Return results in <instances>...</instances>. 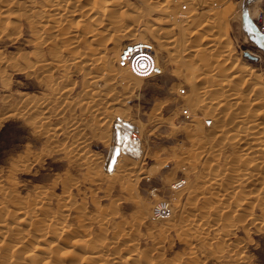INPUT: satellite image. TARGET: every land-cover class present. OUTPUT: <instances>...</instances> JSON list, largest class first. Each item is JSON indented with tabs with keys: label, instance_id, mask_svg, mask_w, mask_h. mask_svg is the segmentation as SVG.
<instances>
[{
	"label": "rangeland",
	"instance_id": "1",
	"mask_svg": "<svg viewBox=\"0 0 264 264\" xmlns=\"http://www.w3.org/2000/svg\"><path fill=\"white\" fill-rule=\"evenodd\" d=\"M17 1L19 3L18 5H13L10 7V16L6 17V16H3L2 14L0 15V32L3 30L0 33L1 34L0 35V61H1L0 62V181H1L0 182V188H1L0 193H2L1 192L2 190L4 193V196L0 195V199H1L0 200L1 202L0 203V207H1L0 217L4 215L3 212L4 213L9 212L8 208L10 209L12 208V211L16 209V207L18 206H19V209L21 210L25 208L32 209L31 206H33L34 203H36L37 200L40 199L39 197L44 196V197H47L45 200H43L45 203L44 205L51 206V207H46L48 210L53 209L54 211L55 209L54 212L60 215L64 214V212L67 213L66 214L67 216L66 215L62 216L63 219L59 218L60 220L58 222H60V224L62 223V221L66 222L67 224H70L69 227L71 229H75L76 227L77 229H80V230L88 228L87 231L89 233V237L87 236V238L94 239L93 237L95 233L96 235L97 233H101L100 227L101 228L111 227L107 231L104 228L103 229L105 230L104 233L102 235L98 234V237L101 236L99 237L101 238V240L105 238V240H103L105 242H107L109 239H115V240H109L110 242L113 241L112 243L107 242L108 243L107 250L108 251L116 250V252L115 251L114 252L118 253V255H116L115 258L113 257L114 259H119L121 255H124L125 252L128 251L127 249H129L132 246V245H129V243L133 244L134 242L135 244H133V247H131L132 251L131 252L128 251L129 254L136 257L138 254H140L137 252L142 253L143 250L147 252L150 251L149 253H147V256L150 255L148 257L144 255L145 251L142 253L143 256L147 257L145 258L147 262L146 264L148 263L183 264V261L185 260H186V263L184 262L185 264H192L193 262H195L196 264H238L237 262H239L240 264H264V208H263L264 207V195H262L263 192L258 193L260 192L263 185L260 186V184H257V181H259V178L263 179L260 181H264V176L262 177V174H264V167H263L264 162L261 161L262 158L256 159V157L242 159V157L240 156L239 148L238 147L236 148V146H232L233 143L235 144L234 137L236 138V133L237 135L243 134L244 130L242 129L247 128L248 122L244 121L242 123H237L235 126L230 127L231 129L228 127L229 131L228 129H226L227 134H225L226 137L224 136L225 139H223L224 140L223 141L221 138H218L215 136L216 131L219 130L218 128H223L224 127L223 125L225 123L220 118L215 119L216 113H214V111L215 112L217 111L215 109L216 107L215 106L211 108L205 107V106L201 107V105H199L198 107V105H195V101L197 100V98L198 99L205 98L204 100H210L212 99L211 97L217 98V99L221 98L222 97L221 94L219 95V97L217 95V92L221 93V90H218V91L212 90L211 92H208L211 94L213 92L212 94L213 96L212 95L208 96V93H201L198 91H200L199 90L200 87L203 86L202 84L208 85L210 83L212 85H215V83L217 84L219 83L218 81H222L223 78H227V77H230V80L228 78L227 79L230 82L232 81L231 84L234 83L232 86H234L235 84L239 85L236 87L237 88L239 87L242 90V92L245 93L246 96L247 94L248 96L250 94L256 95L255 93L258 94L259 90H262L264 88L263 86L264 85V44L260 42V38L262 36L264 37V35L261 36L258 34L252 22V20H254L255 13H257V10L260 8L264 0H259V2L257 0L256 1L255 0L253 1L252 0H204L205 2L204 4L206 5L203 8H208V7L211 8V10L213 11L212 13L213 15L214 14H224L227 8H230V10L231 9L234 10L236 8L242 9L243 7L242 11L244 15L242 16L241 14L238 17L234 16V18H232L226 25H224L226 27L220 24L223 29L221 28L219 24L212 25V26L210 24V25L205 26L204 30L208 29V31H205V32L207 33L211 32L212 35L213 34L216 35V33L219 35L220 34L222 35L224 33L226 34V36H228L226 37L227 40H229L230 43H232L231 45H233L231 46V48H232L233 56L236 59L235 60L232 58L234 62L237 61V58H238L239 63H241V65L243 64L245 65V63L247 64L249 63V65L252 67L250 68L252 70L255 69L254 74L256 75L259 74L258 76H256V78L258 79L256 78L252 80L249 79L248 81H246L248 78L245 75L240 74L239 76H234L235 72L232 73L231 71H228L227 69L230 66V63L229 64L227 63L226 65H219L220 67L218 68L219 70L217 74L213 75L212 77H210L209 75V78L207 77L209 74L208 73L209 71L216 69L217 67L216 60L220 57V54L224 52L223 48H225L224 45L226 44L225 41L227 40H223L221 42L222 45L217 44V46L215 47V50H213L214 52L208 51L209 49L213 47H206L208 43L206 42L207 40H203L202 35H204V33L201 35L200 33L199 34L195 33L196 29L200 27L204 22H206L207 19L198 13L201 11V8H198L194 2L192 3L193 0H180L172 5L173 8L171 9H174L175 11L178 10L177 12H181L182 14L184 13L193 14L194 13L193 18L192 17L190 18L191 21L179 20L181 19L180 17L173 19L177 22V25L180 24L179 27H177L176 23L173 20L171 21H169L170 19L167 20L168 17L166 16V14L162 15L161 12L160 13L156 12V9L154 8L153 3L145 4V2H143L144 3L143 5V3L142 2L139 3L140 1L138 0H126V1L122 0L121 2L123 5L120 8H115L114 13L111 14V16L114 15V17L115 15L120 16L121 19L124 16H121L120 14L125 15L123 13H126L125 16H127V14L129 13L135 14L134 17L133 15H130V14L129 15L130 17L132 16L133 18H137V21H139V18L141 16L140 18V20L142 19L141 21L143 22L150 21V23L153 22L152 19H156L152 17H158L160 19V23L162 24H159L161 25L160 29H158L156 32L155 30L150 31V32H146V31L142 32V34H144V36L147 37L146 38L147 40H151L154 42L156 46L155 48L158 54V58L159 60H161L160 62L164 63V64L161 63L163 64L162 66L164 68V74L159 77H154V78H139V77H135L131 75L129 72H127L126 69L121 68L122 70H120L119 67L115 64L116 55L119 50V47L128 39H124V38L121 39L117 43L118 45L116 44L115 46V48L117 49H114L113 47L115 44L112 41L108 42L111 40L110 37L108 36L110 34L103 35L100 38V42L99 40L97 41L99 42L101 46H103L104 44L107 49L110 48L111 50H113L112 52L114 53L113 54L114 59H112L113 62H111L112 63L111 66L109 65L104 66L102 64L99 65V62L98 63L96 62L97 60L93 61V63L95 62V64H93L91 67H87V66L85 67L84 65H82V63H81V66L80 64L77 66L75 63H73L74 61L71 57H76L85 52L93 54L90 48L86 49L88 47V46L86 47L87 44L83 45L82 43L78 44L77 46L71 49L72 50L71 53L75 52L74 54H71L70 52L66 53L67 54L66 57L70 55L69 57H67L69 58V60L67 58L66 60H68L69 62L72 59L71 61L72 63H68L66 60L64 61L60 60L59 58L56 60L57 57L54 54L55 50L60 49L59 51H56L59 53H65V51H67L64 48V46L66 47V45H68L66 43H68L69 38L68 37L63 38L64 31L66 30V29L64 30V28H68L66 26L70 27V25H74L73 23H75L77 17L66 19L67 21H64V19H62L63 21L62 22L60 21L62 24L56 21H55V24H53L54 21L53 20L50 21L49 23L51 24H50V27L48 26V28L53 29V27L57 26L59 28L58 29L59 32L54 33L51 30V32L46 33V32H43L41 25H37L36 20L38 19L36 18L35 20V16H34L37 13V11L35 10H38V8H40L38 7L39 5H37V3L42 1L38 4H40V6L41 7L43 6L42 8H44L45 6L44 1L46 0L44 1L43 0H30L31 3L33 2L34 4H31L29 0H17ZM125 2H130L131 5L132 3L134 5L131 7L129 6L130 3L128 5ZM251 3L252 5H250ZM254 3H255V6H254ZM149 4L153 6L152 8H154L155 10L154 9L152 10ZM125 5H127L128 7ZM147 6L149 7L147 8ZM25 7H27L28 10L30 8L32 9L28 11L27 8ZM129 7L130 9H128ZM133 7L135 9L138 7L137 11L139 12L135 11ZM247 7H248V10H246ZM257 7L258 9H256ZM41 9H39L38 11H40ZM33 11H35L34 14L31 13ZM141 11H143V13ZM22 12H26L25 14H27V16L29 17L31 16L30 18L34 19L33 23L30 21L31 19H29V17H26V15H24ZM153 12L154 13L156 12L155 14L157 16L154 15ZM140 13L142 14L139 16ZM111 16H109L110 18L108 17V19L110 20L112 18V21H114V23L116 24L118 23L122 24L121 21H124L125 19L127 20L129 19V16H127L128 18L124 17L125 19H122V20L120 19V17H115L114 19L113 16L112 17ZM163 16L166 19H163ZM195 16H199V17L196 18ZM85 17L88 18L89 16L85 15ZM206 17H210V15H207ZM5 20H8L10 23H13L14 21V25L11 24L13 25L12 27H10L11 26L10 23L9 25H6L4 23ZM109 20H107V24L105 25V28L107 27L106 30L108 32H111L110 27L111 28L112 26L115 27L116 24L114 25L111 24L110 22L112 21L109 22ZM132 20L136 21V19H132ZM132 20L129 19L128 21L130 22ZM166 21H167V24H166ZM57 23L59 25H57ZM187 23L189 24L188 26L186 25ZM61 25L64 26L63 29H60V27H62ZM162 25L164 28L162 27ZM170 25H174V26L169 27ZM116 27H118V25ZM173 27H175L176 30ZM182 27L184 28L183 30H182ZM165 28H167L168 31L165 30ZM86 29H88V26ZM113 29H116V28H112L111 30ZM209 29L211 31H209ZM11 30L13 31L11 32ZM61 30L63 31V33L61 32ZM180 30L181 32H178ZM4 33L7 34L8 36L7 35L4 36ZM54 34L55 35L60 34L59 35L60 37L58 35L57 37ZM160 34L162 36H160ZM34 35L36 36L39 35L41 37V40L46 39L48 42H51V40L54 39L55 42L53 41L52 42L53 44L51 45L53 48L54 47L55 48L53 49L52 47H50L49 44H45V43L41 44L42 41L38 42V38L35 37ZM171 36H173V38L178 37L177 38L178 42L176 41V39H174L175 41L173 43L179 44L180 39H182L181 41L183 43L181 42L179 44L180 46L179 45L177 46L175 44L176 47H174L173 44H171L172 46L168 45V47L166 48L167 51L160 50L158 48L160 46L157 44V42L160 40H164V38L165 40L169 38L171 39L172 38ZM199 37H202L201 40ZM103 38L106 39V41L105 40L102 41L101 39ZM59 40H62V41L60 42ZM63 40H66V41L63 42ZM204 41L206 42V44ZM35 42L36 43L38 42V44H36ZM55 43L58 45V47H56ZM96 43L97 42H95L94 43L95 45L94 44L93 45L97 46L98 43L97 44ZM182 44L183 46H181ZM195 46L197 48L198 47L203 48L205 46V48L201 49L202 51L196 52L195 50L192 49V47L195 48ZM187 47H190L192 51L188 50L190 48H187ZM181 48L183 49L184 52L182 51ZM50 49H53L54 51L52 50L50 52ZM34 50L35 51L37 50V52H35ZM185 51L187 54L185 53ZM245 51L249 52L250 54L252 53V55L256 56V60H252L246 57L244 55ZM51 53L53 54L52 56H51ZM194 53L196 55H194ZM31 54H34L33 56L35 57L33 58ZM202 54L204 55L203 60L205 61L204 62L203 60H201V64L203 63L202 64L203 66L200 64V59H201L200 57H203ZM176 55L178 56L176 57ZM36 56L37 57L40 56V57L37 59ZM95 56H97V54H94V56H91V57H95ZM172 57L174 58V60L171 61ZM212 57H215L216 59L213 58L214 60H212ZM41 58H44V59L47 58L46 61H50L51 63L48 66H46V69L37 67V66H41L40 64H42V62L44 63V60ZM240 58L242 60H240ZM40 59L41 61L39 62L41 63H38V60ZM52 59H55V61L57 62L61 61L63 62V64L60 65L61 64L60 62L58 63L59 65L58 64L56 65V62ZM175 59L176 60L178 59V60L175 61ZM36 60L37 62H35V64L32 63ZM222 61H223V58L219 61V63H221ZM27 62L32 63L33 66L29 63L27 64ZM70 64L72 65L70 66ZM204 65H206V67L208 68L204 67ZM57 66L59 68H57ZM50 67L52 69H50ZM199 67H201L202 69L200 68L201 71L198 72V70L196 69H198ZM43 68H45V66ZM65 68H68L67 71L64 70ZM88 68L92 69L93 72L89 70ZM203 68H204V71L207 72L208 74L203 75L205 74V72L203 73ZM85 69L88 72L91 71L90 73H95L94 75L96 76L99 74L98 76H101V80L96 81L92 84H89V83L86 84L85 82H89V81H87L86 78H84L88 74ZM96 69L97 71L95 72ZM68 70L70 71L72 70V71L68 72ZM119 70L122 72H120ZM225 70H227L228 72H226ZM83 71H86L85 72L86 74ZM106 71H109L110 73ZM187 72L190 74L194 73L193 77L197 78L196 81L193 79L194 80L193 85H195L193 87H191V83L188 80L189 78L187 77L188 79H186ZM83 74L85 76H83ZM205 76L207 77V79ZM231 76L233 80L231 79ZM106 78L108 80L107 82L105 81ZM227 79H224V80H227ZM46 81L50 83L48 84ZM249 81L251 83H248ZM255 83L256 85H258V87L262 86L261 89L256 87ZM53 84H54V87L52 86ZM86 85L87 87H85ZM242 86L244 87L242 88ZM66 87L68 91L64 90L66 89ZM181 87L185 88V94L179 93L178 89ZM250 87H252V89ZM253 87L256 89V91ZM69 88L71 89L69 90ZM93 88L94 90L92 91ZM191 88H193V90ZM96 89L99 92L104 91L102 93L104 95H101L100 93L98 94L97 92L95 93L94 91H96ZM48 91H51V92H48ZM112 92L116 93V94L114 93L116 97L114 94H112ZM110 93H111V97L114 95L113 97L115 98H111ZM200 93L202 94V96ZM261 93L262 92L260 91V94ZM91 94L95 95L94 98ZM96 94L99 96H97ZM86 96L88 100L91 99L93 100V102H91V100L88 101L87 98H85L86 99L85 100L84 97ZM207 96L209 97V99L207 98ZM97 97H100V98H97ZM108 98H109V101L107 102ZM117 98L119 101H114V99L117 100ZM94 99L96 100L100 99V101L98 100L97 103L102 102L101 103L102 105L100 103H99L100 105L97 104L96 100ZM32 100L34 102H30ZM111 100L116 103L113 104ZM43 101L45 102V104L43 103ZM85 101L90 102V103L87 102L88 106L84 105L86 104ZM103 102H105L107 105H104L105 103ZM109 102H111L112 104ZM108 103L111 105H109ZM258 104L259 105L264 104V100L263 101L261 100V102ZM92 106H95L94 107L95 110H98V108H101L102 110L99 109L96 113V111L94 110ZM245 106L247 107V105ZM45 108L46 109L49 108V109L46 110ZM184 108L188 109V112L190 113V117L186 118L183 115L182 110ZM33 109L36 111L34 112ZM39 109H42V110H39ZM212 109L214 111H211ZM224 109L230 110V108H225V107ZM89 110H91V112ZM37 113H41V116L40 114L37 115ZM201 113H203L204 116H202ZM35 116H39V117L36 118ZM211 116L214 122L212 124L213 126L204 127L205 125L203 123V119L205 117L211 118ZM70 118H73V119L75 118L74 122H73V119L71 121ZM104 119H106L107 122L101 124ZM263 119H264V116L260 118V120L264 121ZM34 121H37V122L34 123ZM66 121H69L71 123L66 122ZM84 121H86L88 125ZM168 121L178 124V127L180 126L179 130L175 126H174L175 129L174 127H172L171 129L169 125L170 123ZM41 122L43 124H40ZM95 123H100V125L95 126L96 125ZM35 124L38 125V127L35 126ZM49 125L51 126L52 129L50 128ZM76 125L79 128H77ZM96 127L98 128L100 127V128L98 129ZM232 128H236V129H232ZM199 129L201 132L198 133ZM131 131H135L137 133L136 139H132L130 135ZM232 132L234 133L236 132V133L233 134ZM200 133L201 134L203 133V134L201 135ZM231 133H232V136L234 135L233 138L231 136ZM101 134L102 135L104 134L105 136L104 135L102 136ZM99 135H101L102 137L101 136L99 137ZM230 136H231V139H230ZM103 137L105 138V140L103 139ZM106 139L109 144L107 143ZM228 139L231 140L232 142H229ZM61 140H63V142ZM78 140L80 141V143H77ZM102 140H104L105 142ZM121 140L122 142H126V143L128 142L135 146V147L133 146L135 150L131 151V154L133 156L132 159H130L131 156L129 157V155L125 153L126 150L123 151V148L120 147ZM58 142H60L61 144ZM74 142L75 144H77V146L74 144ZM214 145L221 146V148L214 147ZM74 146L76 147L74 148ZM79 146L82 150H79L80 149ZM216 148L219 150H217ZM76 151L77 153L78 151H80L78 153L79 155L77 153L75 155L74 152ZM134 151L135 152L137 151L136 154L134 153L136 155L135 158L133 155ZM127 153H130V152L127 151ZM71 157H73L74 160L71 161L72 159ZM234 157L236 158L235 160H234ZM24 158H27V159H24ZM128 159H130L129 160L130 162L128 161ZM243 162L245 163L244 165H243ZM150 167L151 169H149ZM237 167H239V169ZM234 168L236 169L234 170ZM249 170L250 171L252 170V172L250 173L254 174V176L249 180L251 181L249 182L251 185L243 181L245 184L243 183L237 186L234 190L232 186V181L235 180L237 177H233V176H236L237 172L239 171L243 172V171H249ZM184 172L186 173L183 174ZM255 173H257V175ZM257 176L258 177L261 176V177L258 178ZM211 177L219 178L218 181H221V183L223 184L221 186L216 187L217 189L213 188V190L210 189V191H208L207 189L209 188L205 189V185L203 184H204V181H208ZM227 178H230V179L227 180ZM8 179H11L12 181ZM62 179H65V180H62ZM172 179L173 181H171ZM224 179L227 181H230L231 184L227 185L226 183L227 181H224ZM8 181H10L11 183L10 182L8 183ZM63 181H66L65 185L67 187L64 184H62L64 183ZM3 182H5L6 184ZM181 182L184 183L185 185L184 184L182 185ZM224 182L226 183L228 187H226ZM253 183H255V185ZM201 184L203 185L202 186L203 188L201 187ZM61 185H64V186H61ZM248 185L251 187H249ZM252 186H253V189H252ZM254 186L255 188L257 187V190L254 189ZM3 187L5 188L3 189ZM51 187H52V191L50 190ZM171 187H173V190ZM36 188H38L39 190L41 189L42 191L36 190ZM181 188L183 189L180 191L179 189ZM228 188L230 190H228ZM66 189H67L66 192L63 191ZM222 189L224 190V192L222 191ZM226 189L228 191L233 190L235 192L234 195H233V192H228ZM246 189H249V190L247 191ZM174 190H177V192ZM241 190H242V193L246 195V197L243 194H241ZM48 191H51V193L53 192L55 193L48 196V193L47 195L45 193ZM207 191H208V194H207ZM8 192L11 193V196ZM188 192L190 195H188ZM215 192H218V193H215ZM7 193L9 194V198L7 197L8 195ZM12 193H13L14 199H12ZM213 193H215V195L212 196ZM222 193L224 194L222 195ZM228 193L230 194L232 193L231 194L232 197L230 194H229L230 196L229 197ZM238 195L239 197L242 196L241 199L238 197ZM173 196H175L176 198ZM203 196L206 199H204ZM16 197H18L19 199H17ZM21 197L23 199L26 197V199L22 202L21 200L23 199L20 200ZM214 197H216L219 200H217ZM234 197L238 198L236 199L238 201L234 200L235 199ZM259 197H262V198H259ZM31 198L32 200L35 199L34 202L32 201L33 205H30ZM229 198L233 200H230ZM15 199L18 202H16ZM138 199L145 201L146 203V207L142 211V216L146 215L144 216L145 218L140 216V219H138L139 218L137 215V213H139V210L137 208V205H138L137 201H139ZM175 199H177L176 201L177 203L173 202L175 201ZM161 200L165 202L168 201L173 207L172 209L173 212L171 213L170 216L164 219L162 218V219L152 220V218L149 215L150 209L152 205L155 204L156 201L160 202ZM225 200L226 201L230 200V201L225 202ZM60 201L61 202L65 201L66 203L65 202L63 203L67 204L71 209L67 208L68 206L65 208L61 207ZM3 202L6 205H4ZM12 202L16 204V206ZM178 202L181 204H179ZM238 202H240L239 204L241 207H237L239 206ZM252 202L254 203L253 207H252L253 205ZM19 203H22V204H19ZM24 203H26V205L29 204L30 207L23 205ZM74 203L76 204L74 205L76 206L75 210L73 206ZM192 203H194V208L192 207L193 206ZM226 204H228L227 205L228 209L227 207H225ZM221 205L222 206L224 205L223 207L226 208L227 210L226 209L224 210V208L221 207ZM5 206H8L7 209H5ZM187 206L190 207V209ZM200 206L203 208L202 210L200 209L201 208ZM215 207L217 210L219 209L220 211L219 212L216 211ZM236 207L237 209H235ZM195 208L196 210L199 208L200 212L202 213L205 212L211 216L202 217L199 214H195L196 210H192ZM241 208H243L244 211ZM1 210H3V212H1ZM16 210H18V208ZM56 210H58V212H56ZM77 210L80 212H78ZM250 210H251V213H250ZM58 214L57 216L59 217ZM32 215H31L32 217L34 216L38 217V215H40V210L36 208L33 209ZM74 215L75 216L78 215V216L75 217ZM96 215H99L98 218L96 217ZM231 215L233 216V219H231L230 217ZM15 217L16 216H6V221H8L9 224L15 225L14 230L11 231L12 233L14 231H20L23 228H27L26 222L16 223ZM84 217H87V218H84ZM93 217L95 218L96 221L92 219ZM99 217H101V219ZM207 217L208 218L213 217V219L212 218L208 219ZM228 217L232 221H230ZM248 217H250L249 218L250 220L248 219ZM186 218H188L187 221H186ZM91 219H92V222H91ZM166 219L169 220L170 222L167 221ZM204 219L208 222V225L205 224L204 227H202V230H201L202 232H199L200 235L197 234L198 232L195 234L192 233L191 235L190 234L187 235L186 232H181V231H184L181 229L182 228L184 229L183 225L185 223H188V225H194V222L196 223L198 221H203ZM100 220L101 221L103 220L102 222H104V224ZM136 220L140 222H136ZM177 220H180V221H177ZM97 221H99L98 223L100 224H98ZM173 221L176 222L175 226L173 227L169 226L168 225L169 223L170 224L172 223L171 225H174ZM35 222L37 223V221ZM111 222H113L112 223L113 226L114 225L116 226V223H118L119 226H116L114 228L113 226H111L112 225ZM259 222H261V224ZM132 223H135V224H132ZM177 223H179V225H182V226L177 225ZM85 224L88 227L85 226ZM132 226H134V228L137 230L136 233L134 231V228H132ZM167 226L170 228H168ZM222 227L224 228L226 227L227 229H224ZM218 228H221V229H218ZM230 228H231V232L228 230ZM2 230L3 228L0 227V239H2L1 236L3 235ZM126 232H128V234ZM221 232L223 234H221ZM225 232L226 234H224ZM182 233H185L186 235L184 234L183 236ZM115 234H117V236ZM104 235L110 238H107V237L102 238ZM215 235L217 236L215 237ZM69 236H70L69 233L66 234L67 239L69 238ZM111 236H113L114 238ZM187 236H189L190 238ZM191 236L193 239L191 238ZM194 236H196V239H194L195 238ZM220 236L222 237V239H220ZM225 236L226 237L228 236L227 240ZM131 238L133 239V241ZM203 243L206 245H204ZM207 243H209L210 246H208L209 244ZM216 246H219V247H216ZM222 246L224 247V249L220 248ZM25 248H28V246H26ZM215 249H217L221 255ZM135 250L137 251L135 252ZM77 251L80 253L79 250ZM212 251L213 252L216 251L215 252L216 254L211 253ZM134 252L137 255L133 254ZM34 253L37 258L36 259L37 264H39L40 259L46 255V252H41V251H35ZM210 255L214 257H210ZM106 257H107V262L105 264H132V262H128V263L122 262L121 263V261L119 260H115L112 262L111 259H108L109 258L108 256ZM176 257H178V259H176ZM150 258L152 261L150 260ZM173 258H175L177 261L176 260L174 262L171 261L173 260ZM102 259H103V256H102ZM180 259L182 261H180ZM238 259L241 261H239ZM244 259L245 261H243ZM1 260L2 259L0 257V264H1ZM71 260L72 258L65 257L62 260V262L63 264H71ZM28 261H29L28 257L16 255L9 262V264H27ZM234 261H237V262L235 263ZM96 262L97 260H94L93 262L88 263V264H96Z\"/></svg>",
	"mask_w": 264,
	"mask_h": 264
},
{
	"label": "bare ground",
	"instance_id": "2",
	"mask_svg": "<svg viewBox=\"0 0 264 264\" xmlns=\"http://www.w3.org/2000/svg\"><path fill=\"white\" fill-rule=\"evenodd\" d=\"M44 1V0H43ZM122 0H46V1H44L45 2V6H44V8H42L41 6H40V4H38V3H40V2H42V1H40V2H38L37 3V5H39L38 7H40V8H38V10L39 9H41L40 11H38V10H35V11H37V13L34 15L35 16V20H36V18L38 19V20H36L37 22V25H41V28H42V30H43V32H51V30L55 33V32H59V28L56 26V27H53V29L52 28H48V26L50 27V24L51 23H49L50 21H54V23L53 24H55V21L56 22H62L63 20L62 19H64V21H67L66 19H70V18H72V17H77L76 18V21H75V23H73L74 25H70V27L69 26H66V27H68V28H64V30L66 31H64V36H63V34H62V36H63V38L64 37H68L69 39H68V43H66V44H68V45H66V47L64 46V48L67 50V51H65V53H59V52H56V51H59L58 49L57 50H55V55H56V60L59 58L60 60H66V58L67 57H69V56H67L66 57V53L68 52H70L71 53V49L73 48V47H75V46H77L78 44H80V43H82L83 45L85 44H87L86 45V49H88V48H90L91 49V52L93 53V54H90V53H83V54H80V55H78V56H76V57H71L72 59H73V63H75L77 66L80 64V66H81V63H82V65H84L85 67L87 66V67H91L93 64H95V62L93 63V61H96L97 63L99 62V65H104V66H106V65H109V66H111L112 65V63L111 62H113L112 61V59H114V53L112 52L113 50H111L110 48L109 49H107L106 47H105V45L103 44V46H101L100 44H99V42H100V38L103 36V35H108V34H110V35H108L109 37H110V41H108V42H113L115 45H114V49H117V48H115V46H116V44L121 40V39H128V40H146V36H144V34H142V32H144V31H146V32H150V31H154L155 30V32L158 30V29H160V26L161 25H159V24H162V23H160V19L158 18V17H152V18H156V19H152V21L153 22H151L150 23V21L148 22L147 20V22H143V21H141L140 20V18H141V14L143 13V11H141L142 13H140L139 14V16H140V18H139V21H137V18H133L134 16H135V14H130V15H133V17L131 16L130 17V15L129 14H127V16H129V19L130 20H132V19H136V21H128L127 19H125L124 17H126V18H128L127 16H125L126 15V13H123V14H125V15H122V14H120L121 16H124V17H122V19H125V20H127V21H121L122 22V24H116V23H114V21H112V18L109 20L108 19V17L109 16H111V14H113L114 13V9L115 8H120L123 4H122V2H121ZM124 1H126V0H124ZM138 1H140L139 3H143V2H145V4H148V3H153V6H154V8L156 9V12H161L162 13V15L164 14H166V16L168 17V19L167 20H169V21H171V20H173V19H176L177 17H180L181 19H179V20H184V21H191L190 20V18L192 17L193 18V14L192 13H184V14H182L181 12H177V11H175L174 9H171V8H173V4L174 3H176V2H178V1H180V0H138ZM146 1H147V3H146ZM253 1V0H252ZM256 1V0H255ZM254 1V2H255ZM258 2H259V0H257ZM29 2L31 3V1L29 0ZM136 2V1H135ZM195 3L196 5H197V7L198 8H201V11L200 12H198V10H197V12L199 13V14H201V16H203L204 18H206L207 20H206V22H204L203 23V21H202V25L200 26V27H198L197 29H196V31H195V33H200V35L201 34H203L204 33V35H202V37H203V40H207L206 42L208 43V45L206 46V47H213V48H211V49H209L208 51H213V50H215V47L217 46V44L219 45H222L221 44V42L223 41V40H227V38L226 37H228V36H226V34H217L216 33V35L215 34H211V32L210 33H207V32H205V31H208V29L207 30H204V27L205 26H207V25H210L211 24V26L212 25H216V24H222V26H224V25H226L232 18H234V16H240L241 14H242V16L244 15V13H243V11H242V9H243V7H242V9L241 8H236V9H234V10H230V8H227L226 9V11L224 12V14H212L213 13V11L211 10V8H203L206 4H204L205 2H204V0H193L192 1V3ZM125 3H127L128 5H129V3L130 2H125ZM244 3V2H243ZM256 3V2H255ZM255 3H254V6H255ZM19 3H18V1L17 0H0V15L2 14L3 16H10V7L11 6H13V5H18ZM26 4V3H25ZM27 4H29V3H27ZM31 4H34L33 2L31 3ZM41 4H43V3H41ZM134 4L132 3V5H131V3H130V5L129 6H133ZM143 5H144V3H143ZM150 5V4H149ZM250 5H252V3L250 4ZM24 6V5H23ZM125 6H127V5H125ZM153 6H151L150 5V7H151V9L153 10L154 8H152ZM128 7V6H127ZM149 6H147V8H148ZM248 7H249V5H248ZM248 7L246 8V10H248ZM261 7V6H260ZM25 8H27V7H25ZM123 8V7H122ZM121 8V9H122ZM126 8V7H125ZM124 8V9H125ZM138 8V7H137ZM135 9L134 7H133V9L135 10V11H137L138 9ZM196 8V7H195ZM253 8V7H252ZM24 9V8H23ZM30 9H32V8H30ZM29 9V10H30ZM37 9V8H36ZM127 9V8H126ZM128 9H130V7L128 8ZM142 9V8H141ZM141 9H139V10H141ZM154 9V10H155ZM225 9V8H224ZM254 9V8H253ZM256 9H258V7L256 8ZM27 10H28V8H27ZM28 10V11H29ZM117 10V9H116ZM144 10V9H143ZM25 11V10H24ZM35 11H33V12H31V13H33L34 14V12ZM111 11H113V12H111ZM146 11H147V9H146ZM193 11V10H192ZM196 11V10H195ZM258 11V10H257ZM109 12H110V14H109ZM137 12H139V11H137ZM155 12V13H156ZM189 12V11H188ZM194 12V11H193ZM250 12V11H249ZM249 12H248V14H249ZM19 13H21V12H19ZM24 15H26V17H29V16H27V14H25L26 12H22ZM108 13V14H107ZM116 13V12H115ZM154 13V12H153ZM154 13V15H156ZM247 13V12H246ZM255 13V12H254ZM22 14V15H23ZM119 14H117V15H119ZM195 14H197V13H195ZM247 14V15H248ZM256 14V13H255ZM28 15H29V13H28ZM85 15H87V16H89L88 18L87 17H85ZM109 15V16H108ZM137 15H138V13H137ZM137 15H136V17H137ZM170 17H169V16ZM207 15H210V17H206ZM113 16V18L115 19V17H120V16H116L115 15V17H114V15H112ZM111 16V17H112ZM149 16V15H148ZM157 16V15H156ZM159 16V15H158ZM252 16V15H251ZM250 16V17H251ZM31 17V16H30ZM29 17V19H31L30 21L33 23V21H34V19H32V18H30ZM196 18L197 17H199V16H195ZM249 17V16H248ZM110 18V17H109ZM150 18V17H149ZM117 19V18H116ZM120 19H121V17H120ZM121 19V20H122ZM144 19V18H143ZM163 19H166L164 16H163ZM195 19V18H194ZM193 19V20H194ZM200 19V18H199ZM107 20H109V22L110 21H112V22H110L111 24H116V26L118 25V27H114V26H112V28H116V29H113V30H111L112 28L110 27V31L111 32H108L107 30H106V28H105V25L107 24ZM145 20V19H144ZM245 20V19H244ZM163 21H165V20H163ZM168 21V22H169ZM175 23H176V25H177V22L175 21V20H173ZM246 21V20H245ZM29 22V21H28ZM60 22V24H62ZM115 22H116V20H115ZM117 22H118V20H117ZM174 22H172V23H174ZM4 23L6 24V25H9V21L8 20H5L4 21ZM3 23V24H4ZM171 23V24H172ZM185 23V22H184ZM11 24H13L14 25V21H13V23H10V25ZM166 24H167V21H166ZM170 24V23H169ZM13 25H11L10 27H12ZM57 25H59L58 23H57ZM175 25V26H176ZM187 26L189 25L188 23L186 24ZM191 25V24H190ZM199 25V24H198ZM2 26V25H1ZM62 26V25H61ZM87 26H88V29H86L87 28ZM109 26H111V25H109ZM171 26H174V25H170L169 27H171ZM180 26V24L179 25H177V27H179ZM187 26H185V27H187ZM221 26V25H220ZM222 26H221V28H222ZM63 27L64 26H62V27H60V29H63ZM162 27H163V25H162ZM168 27V28H169ZM184 27V26H183ZM182 27V30L184 29ZM224 27H226V26H224ZM109 28V27H108ZM164 28V27H163ZM174 29H175V27H173ZM181 28V27H180ZM2 29V28H1ZM3 29H4V27H3ZM8 29V28H7ZM13 29H15V28H13ZM68 29V30H67ZM174 29H173V31H174ZM223 29V28H222ZM227 29V28H226ZM231 29V28H230ZM165 30H167L168 31V29L167 28H165ZM171 30V29H170ZM169 30V31H170ZM176 30V29H175ZM178 30V29H177ZM3 31V30H2ZM1 31V32H2ZM7 31V30H6ZM13 30H11V32H12ZM163 31V30H162ZM209 31H211L210 29H209ZM0 32V33H1ZM10 32V33H11ZM61 32L63 33V31L61 30ZM61 32H60V34H61ZM178 32H181V30L180 31H178ZM6 33V32H5ZM4 33V36L5 35H7V34H5ZM3 34V33H2ZM59 34V35H60ZM66 34V35H65ZM171 34V33H170ZM173 34V33H172ZM179 34H181V33H179ZM178 34V35H179ZM197 34V35H198ZM1 35V34H0ZM16 35V34H15ZM18 35V34H17ZM53 35V34H52ZM51 35V36H52ZM55 35V34H54ZM58 35V34H57ZM57 35H55V36H57ZM58 35V36H59ZM164 35V34H163ZM166 35H168V34H166ZM177 35V36H178ZM259 35H261V34H259ZM8 36V35H7ZM35 37H37L38 38V42H41L42 41V43L41 44H49L50 45V47H52V45L51 44H53L52 42L54 41V39L53 38H51V39H53V40H51V42H48L46 39H44V40H41V37L39 36V35H34ZM57 36V37H58ZM160 36H162L161 34H160ZM188 36V35H187ZM262 36V35H261ZM10 37V36H9ZM8 37V38H9ZM34 37V38H35ZM60 37V36H59ZM105 37V36H104ZM152 37V36H151ZM170 37V36H169ZM172 38H173V36H171ZM202 37H199L200 38V40H201V38ZM263 37V36H262ZM15 38V37H14ZM49 38V37H48ZM55 38V37H54ZM153 38V37H152ZM167 39V40H165V38H164V40H160V41H158L157 42V44L160 46V47H158L160 50H166V48L168 47V45H171V44H173L174 45V47H176L175 46V44L178 46L182 41V39H180L179 40V44H177V43H173L175 40L174 39H176V41H177V38L178 37H174L173 39ZM187 38V37H186ZM226 38V39H225ZM50 39V38H49ZM48 39V40H49ZM57 39V38H56ZM60 39V38H59ZM108 39V38H107ZM229 39V38H228ZM246 39V38H245ZM244 39V40H245ZM32 40V39H31ZM31 40H29V41H31ZM37 40V39H36ZM97 40H99V42L97 41ZM102 41H106V39H101ZM185 40V39H184ZM187 40V39H186ZM192 40V39H191ZM190 40V41H191ZM34 41V40H33ZM60 42L62 41V40H59ZM66 40H63V42H65ZM188 41V40H187ZM38 42L36 43V44H38ZM55 42V41H54ZM95 42H97L98 43V45L97 46H94L95 44ZM178 42V41H177ZM205 42V41H204ZM206 42H205V44H206ZM226 42V44L224 45V47L225 48H223L224 50V52L222 53V54H220V57L216 60V69H214V70H212V71H209V70H211L212 69V67H211V69H209L208 71V73L207 72H205L204 71V68H203V73L205 72V74H203V75H206V74H208V78H209V75H210V77H212L213 75H216L217 74V72H218V68L220 67L219 65H226L227 63L229 64L230 63V66L228 67V71H231L232 73L233 72H235L234 73V76H239L240 74L242 75H245L248 79L246 80V81H248L249 79H255L256 78V76H258V75H256V74H254L255 73V69L254 70H252L251 68V66L249 65V63L247 64V63H245V65L243 64V65H241V63H239V60H238V58H237V61H235L234 62V60L233 59H235L234 58V56H233V53H232V48H231V46H233V45H231L232 43H230V41L229 40H227V41H225ZM58 43V42H57ZM96 43V44H97ZM101 43H103V42H101ZM112 43V44H113ZM183 43V42H182ZM56 44V43H55ZM54 44V45H55ZM94 44V45H93ZM109 44V43H108ZM111 44V43H110ZM63 45H65V44H63ZM118 45V44H117ZM45 46V45H44ZM172 46V45H171ZM180 46V45H179ZM181 46H183V44L181 45ZM184 46H185V44H184ZM56 47H58V45L56 44ZM156 47V46H155ZM53 48V47H52ZM55 48V47H54ZM53 48V49H54ZM157 48V49H158ZM187 48H190V47H187ZM203 48H205V46L203 47ZM202 47H196L195 46V48H193L192 47V49L193 50H195L196 52H199V51H202L201 49H203ZM53 49H50V52L53 50ZM178 49H180V48H178ZM182 49V48H181ZM185 49V48H184ZM208 49V48H207ZM186 50V49H185ZM188 50H190V51H192L191 50V48L190 49H188ZM234 50V49H233ZM35 51V50H34ZM34 51H33V53H34ZM54 51V50H53ZM167 51V50H166ZM182 51H183V49H182ZM35 52H37V50L35 51ZM42 52V51H41ZM184 52V51H183ZM214 52V51H213ZM57 53H58V55H57ZM75 53V52H74ZM74 53H71V54H74ZM168 53V52H167ZM175 53V52H174ZM185 53H186V51H185ZM193 53V52H192ZM209 53V52H208ZM35 54H37V53H35ZM94 54H97V56H95V57H91V56H94ZM180 54V53H179ZM187 54V53H186ZM200 54H201V52H200ZM252 54V53H251ZM32 56L34 55V54H31ZM38 55H39V53H38ZM53 54L51 53V56H52ZM194 55H196L195 53H194ZM199 55V54H198ZM197 55V56H198ZM203 55V54H202ZM50 56V57H51ZM75 56V55H74ZM178 55H176V57H177ZM182 56V55H181ZM208 56H210V55H208ZM35 56H33V58H34ZM37 57V56H36ZM40 57V56H39ZM39 57H37V59L39 58ZM180 57V56H179ZM178 57V58H179ZM236 57V56H235ZM239 57V56H238ZM49 58V57H48ZM52 58V57H51ZM70 58V59H71ZM182 58V57H181ZM201 59H200V64H201V60H203L204 59V55H203V57H200ZM216 59L215 57H212V60H214V59ZM223 58V61L221 62V63H219V61L221 60ZM233 58V59H232ZM36 59V58H35ZM41 59H43L44 60V63L42 62V64H40L41 66H37V67H40V68H42V69H46V66H48L49 64H51L50 63V61H46V59H44V58H41ZM41 59L40 60H38V63H41V62H39V61H41ZM68 60H69V58H67ZM72 59H71V61H72ZM169 59H171V58H169ZM168 59V60H169ZM183 59H185V58H183ZM189 59H191V58H189ZM188 59V60H189ZM206 59V58H205ZM50 60V59H49ZM52 60H54L55 61V59H52ZM51 60V61H52ZM68 60H66L67 62H68ZM172 60H174V58L172 57V59H171V61ZM178 60V59H177ZM176 59H175V61H177ZM210 60V59H209ZM232 60V61H231ZM236 60V59H235ZM240 60H242L241 58H240ZM59 61V60H58ZM71 61H69L68 63H72ZM161 61V60H160ZM204 61V60H203ZM1 62V61H0ZM35 62H37V60L36 61H34V62H32V63H34L35 64ZM56 62V65L58 64V63H60L61 61H59V62H57V61H55ZM174 62V61H173ZM179 62V61H178ZM199 62V61H198ZM205 62V61H204ZM241 62V61H240ZM31 64L32 65V63H30V62H27V64ZM38 63H37V65H38ZM161 63H163V62H161ZM177 63V62H176ZM180 63V62H179ZM178 63V64H179ZM53 64V63H52ZM63 64V62H61V64L60 65H62ZM74 64V65H75ZM164 64V63H163ZM162 64V65H163ZM203 64V63H202ZM201 64V65H202ZM59 65V64H58ZM72 64H70V66H71ZM97 65V64H96ZM30 66V65H29ZM28 66V67H29ZM33 66V65H32ZM31 66V67H32ZM45 66V68H43ZM52 66V65H51ZM67 66H68V64H67ZM67 66H65V67H67ZM84 66H82V67H84ZM203 66V65H202ZM53 67V66H52ZM204 67H206V65H204ZM215 67V66H214ZM251 67V68H250ZM57 68H59L58 66H57ZM76 68V67H75ZM74 68V69H75ZM78 68V67H77ZM99 68H101V67H99ZM107 68V67H106ZM110 68V67H109ZM108 68V69H109ZM201 67H199L198 69H196V70H198V72L199 71H201V69H200ZM206 68H208V67H206ZM254 68V67H253ZM4 69V68H3ZM31 69H33V68H31ZM47 69H48V67H47ZM50 69H52L51 67H50ZM67 69L68 68H65L64 70L65 71H67ZM87 69V68H86ZM85 69V70H86ZM89 69V68H88ZM119 69L120 70H122L120 67H119ZM41 70V69H40ZM89 70H91L92 71V69H89ZM119 70V71H120ZM206 70V69H205ZM227 70H225L226 72H228ZM3 71V70H2ZM48 71V70H47ZM53 71V70H52ZM72 71V70H71ZM70 70H68V72H71ZM87 71V70H86ZM86 71H83L84 73L86 72ZM90 71V72H91ZM97 71V69L95 70V72ZM90 72H88L87 71V75H86V77H84V78H86V80L87 81H89V82H85L86 84L87 83H89V84H92V83H94V82H96V81H99V80H101V76H96V75H94L95 73H90ZM93 72V71H92ZM106 72H108V73H110L109 71H106ZM120 72H122V71H120ZM128 72V71H127ZM174 72H176V71H174ZM45 73V72H44ZM100 73V72H99ZM116 73V72H115ZM178 73V72H177ZM231 73V74H232ZM86 74V73H85ZM176 74V73H175ZM174 74V75H175ZM192 74V73H191ZM190 73H188L187 72V75H186V79H188L189 81H190V83H191V87H193V86H195V85H193L194 84V80L196 81V79L197 78H194L193 77V74L191 75ZM201 74V75H202ZM101 75V74H100ZM104 75V74H103ZM102 75V76H103ZM191 75V76H190ZM233 75V74H232ZM44 76V75H43ZM64 76V75H63ZM70 76V75H69ZM83 76H85L84 74H83ZM185 77V76H184ZM188 77V78H187ZM195 77H196V75H195ZM206 77V76H205ZM207 77H206V79H207ZM245 77V78H246ZM46 78V77H45ZM201 78H203V77H201ZM229 80H230V77H227ZM227 78H223V80L222 81H218L219 83H215V85H212V84H208V85H204V84H202L203 86H201L200 87V91H198V92H201V93H208V92H211L212 90H214V91H218V90H221V93H218L217 92V95H218V97H219V95L221 94V98H213V97H211L212 99H210V100H204V99H198L197 98V100L195 101V105H198V107H199V105H201V107L202 106H205V107H213V106H215L216 108V112L212 109L211 111H214V113H216V115H215V119H217V118H220L222 121H224L225 123H224V127L223 128H218L219 130L218 131H216V134H215V136L216 137H218V138H221L222 140L223 139H225V134H227V131H226V129H228V131H229V128L230 127H233V126H235L237 123H242V122H244V121H247L248 123V126L247 125H245V126H247V128L246 129H242V130H244V133L243 134H239V135H237V133H236V138L234 137V142H235V144L233 145L232 143H230V144H232V146H236V148L238 147L239 148V150H240V156L242 157V159L243 158H251V157H256V159L257 158H262V162H264V121H262V120H260V118L262 117V116H264V104H258V103H260L261 102V100L263 101L264 100V88L262 89V90H259V93L257 94V93H255L256 95H253V94H250L249 96H248V94H247V96L245 95V93H243L242 92V90L238 87H236V86H239V85H237V84H235L234 86H232L233 84H231V82L227 79ZM235 78V77H234ZM244 78V79H245ZM70 79V78H69ZM194 79V80H193ZM224 79H227V80H224ZM231 79H232V76H231ZM237 79V78H236ZM256 79H258V78H256ZM64 80V79H63ZM110 80V79H109ZM221 80V79H220ZM233 80V79H232ZM49 81V80H48ZM103 81V80H102ZM106 82L108 81L107 80V78H106V80H105ZM104 81V82H105ZM245 81V80H244ZM47 82V81H46ZM45 82V83H46ZM112 82V81H111ZM255 82V81H254ZM48 83V82H47ZM50 83V82H49ZM48 83V84H49ZM53 83V82H52ZM51 83V84H52ZM208 83V82H207ZM236 83V82H235ZM248 83H251L250 81L248 82ZM47 84V85H48ZM51 84H50V86H51ZM88 84V85H89ZM206 84V83H205ZM253 84V83H252ZM95 85V84H94ZM255 85H256V83H255ZM254 85V86H255ZM260 85V84H259ZM5 86V85H4ZM49 86V85H48ZM53 87H54V84L52 85ZM253 86V85H252ZM264 86V85H263ZM70 87V86H69ZM85 87H87V85L85 86ZM90 87V86H89ZM94 87H96V86H94ZM244 86H242V88H243ZM256 87H258V85H256ZM262 87V86H261ZM261 87H258V88H260L261 89ZM4 88V87H3ZM50 88H52V87H50ZM59 88V87H58ZM61 88V87H60ZM251 89H252V87H250ZM254 88V87H253ZM257 88V89H258ZM54 89V88H53ZM71 88H69V90H70ZM86 89V88H85ZM88 89H90V88H88ZM192 90H193V88H191ZM255 89V88H254ZM253 89V90H254ZM56 90V89H55ZM54 90V91H55ZM64 90H66V91H68L67 90V87H66V89H64ZM94 90V88L92 89V91ZM249 90V89H248ZM65 91V92H66ZM86 91V90H85ZM91 91V90H90ZM243 91H245V90H243ZM250 91V90H249ZM255 91H256V89H255ZM258 91V90H257ZM260 91L262 92L261 94H260ZM48 92H51V91H48ZM95 93L97 92L98 94L100 93L101 95H104V94H102L103 92H99V91H97V89H96V91H94ZM115 93V92H114ZM113 92H112V94H114ZM200 93V94H201ZM247 93V92H246ZM251 93H252V91H251ZM66 94V93H65ZM88 94V93H87ZM90 94V93H89ZM116 94V93H115ZM114 94V95H115ZM212 94H213V92H212ZM211 93H208V96L209 95H212ZM215 94V93H214ZM92 95V94H91ZM97 95V94H96ZM105 95H106V93H105ZM113 95V96H114ZM188 95H190V94H188ZM7 96V95H6ZM25 96V95H24ZM93 96V98H94V96L95 95H92ZM91 96V97H92ZM97 96H99V95H97ZM108 96V95H107ZM106 96V97H107ZM111 97V93H110V97L111 98H115L116 97V95H115V97ZM201 96H202V94H201ZM204 96H206V95H204ZM207 96V98L209 99V97ZM213 96V95H212ZM89 97H90V95H89ZM103 97V96H102ZM187 97V96H186ZM186 97H185V99H186ZM8 98V97H7ZM39 98V97H38ZM45 98V97H44ZM85 98H87V96L86 97H84V99ZM97 98H100V97H97ZM191 98V97H190ZM190 98H189V100H190ZM6 100V99H5ZM86 100V99H85ZM87 100H88V98H87ZM89 100H91V99H89ZM88 100V101H89ZM94 100H96V99H94ZM99 101H100V99H98ZM98 100H96V103H97V101ZM81 101V100H80ZM87 101V102H88ZM105 101V100H104ZM109 101V98L107 99V102ZM112 101V100H111ZM114 101H119L118 100V98H117V100L116 99H114ZM124 101V100H123ZM30 102H34L33 100L32 101H30ZM71 102V101H70ZM86 101H85V103L86 104H84V105H86V106H88V103H90V102H88L87 103ZM91 102H93V100H91ZM106 102V101H105ZM105 102H103V103H105ZM113 102V101H112ZM38 103V102H37ZM43 103L45 104V102L43 101ZM83 103V102H82ZM100 104L102 103V102H99ZM99 103H97V104H99ZM109 103H111V102H109ZM108 103V104H109ZM114 103H116V102H113V104ZM81 104V103H80ZM99 104V105H100ZM112 104V103H111ZM111 104H109V105H111ZM118 104V103H117ZM32 105V104H31ZM38 105H40V104H38ZM47 105V104H46ZM90 105H92V104H90ZM96 105V104H95ZM102 105V104H101ZM104 105H107L106 103L104 104ZM108 105V106H109ZM245 105H247V107L245 106ZM47 107V106H46ZM93 108L95 107V106H92ZM117 107V106H116ZM224 107L225 108H230V110H226V109H224ZM30 108V107H29ZM97 108V107H96ZM128 108V107H127ZM44 109V108H43ZM46 109V108H45ZM47 109H49V108H47ZM46 109V110H47ZM51 109V108H50ZM60 109V108H59ZM92 109V108H91ZM99 109H101V108H98V110ZM34 110V109H33ZM39 110H42V109H39ZM53 110V109H52ZM61 110V109H60ZM94 110H95V108H94ZM94 110H92V111H94ZM98 110H95L96 111V113H97V111ZM102 110V109H101ZM106 110V109H105ZM30 111H32V110H30ZM36 110H34V112H35ZM44 111V110H43ZM90 112H91V110H89ZM209 111V110H208ZM46 112V111H45ZM44 112V113H45ZM104 112V111H103ZM99 113V112H98ZM207 113V112H206ZM210 113V112H209ZM213 113V112H212ZM40 114V116H41V113H37V115H39ZM60 114V113H59ZM113 114H114V112H113ZM144 114V113H143ZM202 114V116H204L203 115V113H201ZM200 114V115H201ZM43 115V114H42ZM124 115V114H123ZM151 115V114H150ZM155 115V114H154ZM50 116V115H49ZM108 116V115H107ZM199 116V115H198ZM206 116H208V115H206ZM214 116V115H213ZM36 118L37 117H39V116H35ZM34 117V118H35ZM59 117V116H58ZM197 117V116H196ZM44 118V117H43ZM63 118V117H62ZM104 118V117H103ZM102 118V119H103ZM111 118V117H110ZM206 118V117H205ZM211 118H212V116H211ZM33 119V118H32ZM45 119V118H44ZM51 119V118H50ZM71 119V121H72V119L73 118H70ZM75 119V118H74ZM74 119H73V122H74ZM101 119V118H100ZM202 119V118H201ZM36 120V119H35ZM42 120V119H41ZM48 120V119H47ZM80 120V119H79ZM150 120V119H149ZM170 120V119H169ZM195 120V119H194ZM264 120V119H263ZM44 121V120H43ZM56 121V120H55ZM78 121V120H77ZM157 121V120H156ZM155 121V122H156ZM196 121V120H195ZM198 121V120H197ZM35 122H37V121H34V123ZM38 122H40V121H38ZM66 122H69V121H66ZM84 122H86V121H84ZM83 122V123H84ZM107 122V120L106 119H104L103 120V122L101 123V124H103V123H106ZM170 124V127H171V129H172V127H177L178 128V130H179V127H178V124H175L174 122H170V121H168ZM176 122V121H175ZM194 122V121H193ZM60 123V122H59ZM69 123H71V122H69ZM69 123H68V125H69ZM93 123V122H92ZM145 123V122H144ZM214 123V122H213ZM39 124V123H38ZM40 124H43L42 122L40 123ZM67 124V123H66ZM73 124V123H72ZM86 124H87V122H86ZM96 124V125H95ZM94 125L95 126H97V125H100V123H95ZM139 124V123H138ZM223 124V123H222ZM222 124H220V125H222ZM33 125V124H32ZM44 125H45V123H44ZM43 125V126H44ZM79 125V124H78ZM81 125V124H80ZM83 125V124H82ZM88 125V124H87ZM114 125V124H113ZM155 125V124H154ZM186 125V124H185ZM192 125H193V123H192ZM228 125V126H227ZM35 126H37L38 127V125H36L35 124ZM40 126V125H39ZM50 126V125H49ZM67 126V125H66ZM77 126V125H76ZM102 126V125H101ZM104 126V125H103ZM138 126V125H137ZM167 126V125H166ZM213 126V125H212ZM42 127V126H41ZM106 127V126H105ZM175 127H174V129H175ZM184 127V126H183ZM204 127H207V126H204ZM221 127V126H220ZM229 127V128H228ZM243 127H244V125H243ZM45 128V127H44ZM50 128H51V126H50ZM71 128V127H70ZM77 128H79L78 126H77ZM96 128H98V127H96ZM100 128V127H99ZM98 128V129H99ZM111 128V127H110ZM109 128V129H110ZM176 128V129H177ZM211 128V127H210ZM37 129V128H36ZM39 129V128H38ZM52 129V128H51ZM56 129V128H55ZM72 129H73V127H72ZM107 129V128H106ZM181 129H182V127H181ZM231 129V128H230ZM232 129H236V128H232ZM59 130H60V128H59ZM74 130H76V129H74ZM186 130V129H185ZM241 130V131H242ZM103 131V130H102ZM147 131V130H146ZM225 131H226V133H225ZM235 131V130H234ZM240 131V132H241ZM149 132V131H148ZM199 132H201L200 131V129L198 130V133ZM238 132V131H237ZM78 133H80V132H78ZM99 133V132H98ZM230 133V132H229ZM233 134H235L234 132H232ZM232 133H231V136H232ZM239 133V132H238ZM106 134V133H105ZM122 134V133H121ZM120 134V135H121ZM201 134V133H200ZM203 134V133H202ZM201 134V135H202ZM102 135V134H101ZM101 135H99V137L101 136ZM104 135V134H103ZM102 135V136H103ZM131 135V134H130ZM101 136V137H102ZM105 136V135H104ZM225 136V137H224ZM231 136H230V139H231ZM234 136V135H233ZM233 136H232V138H233ZM49 137V136H48ZM51 137V136H50ZM81 137H82V135H81ZM110 137V136H109ZM92 138H94V137H92ZM120 138V137H119ZM187 138H189V137H187ZM82 139V138H81ZM86 139V138H85ZM88 139V138H87ZM103 139L105 140V138L103 137ZM110 139V138H109ZM108 139V140H109ZM121 139V138H120ZM212 139V138H211ZM215 139H217V138H215ZM80 140V139H79ZM78 140V142L77 143H80V141ZM100 140V139H99ZM104 140H102V141H104ZM116 140V139H115ZM188 140H190V139H188ZM229 140V139H228ZM62 142H63V140H61ZM60 141V142H61ZM85 141V140H84ZM106 141H107V139H106ZM114 141V140H113ZM117 141V140H116ZM198 141V140H197ZM218 141V140H217ZM221 141V140H220ZM224 141V140H223ZM60 142H58V143H60ZM61 142V143H62ZM83 142V141H82ZM105 142V141H104ZM229 142H232L231 140H229ZM60 143V144H61ZM107 143H108V141H107ZM193 143V142H192ZM222 143V142H221ZM226 143V142H225ZM224 143V144H225ZM74 144H75V142H74ZM74 144H72V145H74ZM109 144V143H108ZM196 144V143H195ZM220 144V143H219ZM227 144V143H226ZM76 146H77V144H75ZM79 145V144H78ZM81 145V144H80ZM120 147H122L123 148V151L124 150H126V154H128L129 155V157L131 156V158L130 159H132L133 158V156H132V154H131V151H133V150H135V146L133 145V144H130V143H126V142H122V140H121V143H120ZM194 145V144H193ZM60 146V145H59ZM76 146H74V148L76 147ZM134 146V147H133ZM211 146V145H210ZM242 146V147H241ZM82 147V146H81ZM214 147H219V148H221V146H215L214 145ZM79 148H80V146H79ZM212 148V147H211ZM216 148V149H217ZM232 148V147H231ZM59 149V148H58ZM121 149V148H120ZM78 150V149H77ZM79 150H82L81 148L79 149ZM217 150H219V149H217ZM235 150V149H234ZM47 151V150H46ZM73 151H75V150H73ZM127 151L128 152H130V153H127ZM237 151V150H236ZM51 152V151H50ZM66 152V151H65ZM80 151H78V153H79ZM82 152H84V151H82ZM82 152H81V154H82ZM238 152V151H237ZM75 153V155H76V153H77V151L76 152H74ZM77 153V154H78ZM137 153V151L135 152H133V155H134V158H135V154ZM236 153V152H235ZM79 155V154H78ZM96 155V154H95ZM174 156H176V155H174ZM178 156H180V155H178ZM126 157V156H125ZM218 157V156H217ZM39 158V157H38ZM72 159H71V161L72 160H74V158L73 157H71ZM84 158V157H83ZM97 158V157H96ZM124 158V157H123ZM176 158V157H175ZM24 159H27V158H24ZM81 159V158H80ZM88 159V158H87ZM86 159V160H87ZM95 159V158H94ZM130 159H128V161L130 160ZM236 158L234 157V160H235ZM35 160H37V159H35ZM70 160V159H69ZM198 160V159H197ZM229 160V159H228ZM247 160H249V159H247ZM251 160V159H250ZM178 161V160H177ZM232 161V160H231ZM243 161V160H242ZM241 161V162H242ZM259 161V160H258ZM68 162V161H67ZM86 162V161H85ZM84 162V163H85ZM93 162V161H92ZM106 162V161H105ZM104 162V163H105ZM130 162V161H129ZM249 162V161H248ZM248 162H247V164H248ZM133 163V162H132ZM189 163V162H188ZM229 163H230V161H229ZM232 163V162H231ZM251 163V162H250ZM69 164V163H68ZM87 164V163H86ZM134 164V163H133ZM133 164H131V165H133ZM190 164V163H189ZM245 163L243 162V165H244ZM259 164V163H258ZM262 164V163H261ZM228 165H230V164H228ZM234 165V164H233ZM252 165H254V164H252ZM257 165V164H256ZM255 165V166H256ZM22 166V165H21ZM90 166V165H89ZM151 166V165H150ZM92 167V166H91ZM105 167V166H104ZM252 167V166H251ZM254 167V166H253ZM263 167H264V164H263ZM13 168V167H12ZM19 168V167H18ZM154 168V167H153ZM238 169H239V167H237ZM257 168V167H256ZM259 168V167H258ZM17 169V168H16ZM149 169H151V167L149 168ZM155 169H156V167H155ZM236 168H234V170H235ZM237 169V170H238ZM247 169V168H246ZM255 169V168H254ZM263 169V168H262ZM261 169V170H262ZM90 170H92V169H90ZM236 170V171H237ZM240 170H242V169H240ZM248 170V169H247ZM117 171V170H116ZM183 171V170H182ZM254 171H256V170H254ZM259 171V170H258ZM186 172H187V170H186ZM186 172H184L183 174H185ZM250 172H252V170L250 171H243V172H241V171H239V172H237V174H236V176H233V177H237L235 180H233L232 181V186H233V189L235 190V188L237 187V186H239V185H241V184H243L244 182H247L248 184H250L249 182H251V181H249L253 176H254V174L253 173H250ZM117 173V172H116ZM154 174V173H153ZM188 174V173H187ZM229 174V173H228ZM233 174V173H232ZM253 174V175H252ZM256 175H257V173H255ZM260 174V173H259ZM262 174V173H261ZM93 175V174H92ZM234 175V174H233ZM95 176V175H94ZM184 176V175H183ZM224 176V175H223ZM264 176V174H262V177ZM69 177H71V176H69ZM106 177V176H105ZM217 177V176H216ZM216 177H211L208 181H204V184L203 185H205V189H207V188H209V189H207L208 191H210V189H212L213 190V188L215 189L216 187H218V186H221L223 183H221V181H218L219 180V178H216ZM221 177V176H220ZM258 177V176H257ZM259 177H261V176H259ZM258 177V178H259ZM86 178V177H85ZM132 178V177H131ZM181 178V177H180ZM184 178V177H183ZM187 178V177H186ZM185 178V179H186ZM223 178V177H222ZM221 178V179H222ZM225 178V177H224ZM255 178V177H254ZM258 178H257V180H258ZM65 179H67V178H65ZM65 179H62V180H65ZM75 179V178H74ZM83 179V178H82ZM88 179V178H87ZM108 179H109V177H108ZM136 179V178H135ZM138 179V178H137ZM228 179H230V178H227V180ZM256 179V178H255ZM254 179V180H255ZM2 180V179H1ZM8 180H11V179H8ZM134 180V179H133ZM227 180H225L224 179V181H227ZM254 180H252V181H254ZM260 180H263V179H260L259 178V181H257V184H260V186L261 185H263V187L261 188V190H260V192H258V193H262L263 192V194L262 195H264V181H260ZM12 181V180H11ZM67 181V180H66ZM66 181H63L64 183H62V184H64L65 185V182ZM71 181V180H70ZM89 181V180H88ZM171 181H173V179L171 180ZM176 181V180H175ZM244 181V182H243ZM256 181V180H255ZM1 182V181H0ZM6 182V181H5ZM5 182H3V183H5ZM10 181H8V183H9ZM178 182V181H177ZM180 182V181H179ZM259 182V183H258ZM7 183V184H8ZM11 183V182H10ZM14 183V182H13ZM52 183V182H51ZM227 183V185H230L231 184V182L230 181H227L226 182ZM226 183L224 182V184L226 185ZM6 184V183H5ZM181 184L183 185L184 183H182L181 182ZM245 184V183H244ZM254 185H255V183H253ZM256 184V185H257ZM2 185V184H1ZM64 185H61V186H64ZM93 185V184H92ZM174 185V184H173ZM185 185V184H184ZM202 184H201V187L203 186ZM226 185V187H228ZM251 185V184H250ZM3 186V185H2ZM5 186V185H4ZM41 186V185H40ZM55 186V185H54ZM66 186V185H65ZM125 186V185H124ZM126 186H128V185H126ZM243 186V185H242ZM249 186V185H248ZM247 186V187H248ZM10 187V186H9ZM38 187V186H37ZM67 187V186H66ZM65 187V188H66ZM132 187V186H131ZM182 187V186H181ZM224 187V186H223ZM249 187H251V186H249ZM5 187H3V189H4ZM40 188V187H39ZM63 188V187H62ZM97 188V187H96ZM172 188V190H173V187H171ZM184 188V187H183ZM183 188H181V189H179L180 191L183 189ZM203 188V187H202ZM246 188V187H245ZM1 189V188H0ZM9 189H11V188H9ZM93 189V188H92ZM217 189V188H216ZM252 189H253V186H252ZM254 189H256L257 190V187L255 188V186H254ZM259 189V188H258ZM14 190V189H13ZM36 190H39L38 188H36ZM51 191H52V187H51V189H50ZM192 190H194V189H192ZM202 190V189H201ZM219 190V189H218ZM217 190V191H218ZM221 190V189H220ZM224 190H225V188H224ZM224 190L222 189V191L224 192ZM227 190V189H226ZM228 190H230L229 188H228ZM227 190V191H228ZM238 190H240V189H238ZM243 190V189H242ZM242 190H241V194H243L242 193ZM247 191L249 190V189H246ZM256 190H255V192H256ZM6 191V190H5ZM9 191H11V190H9ZM26 191H28V190H26ZM32 191V190H31ZM39 191H42L41 189L39 190ZM51 191H48V192H45L46 193V195H47V193H48V196L49 195H52L53 193H55V192H53V193H51ZM61 191H62V189H61ZM63 191H67V189L66 190H63ZM174 191H176L177 192V190H174ZM206 191V190H205ZM208 191H207V194H208ZM214 191H216V190H214ZM2 193H0V195H3L4 196V193H3V190L1 191ZM12 192H14V191H12ZM35 192V191H34ZM38 192V191H37ZM187 192V191H186ZM226 192V191H225ZM228 192H233V195H234V191L232 190V191H228ZM240 192V191H239ZM6 193V192H5ZM9 194H10V196H11V193L10 192H8ZM7 193V194H8ZM39 193V192H38ZM38 193H36V194H38ZM44 193V194H45ZM51 193V194H50ZM202 193H204V192H202ZM215 193H218V192H215ZM215 193H213L212 194V196L213 195H215ZM238 193V192H237ZM236 193V194H237ZM245 193V192H244ZM9 194L7 195V197L9 198ZM70 194V193H69ZM201 194V193H200ZM220 194V193H219ZM224 193H222V195H223ZM229 194L230 193H228V196H229ZM232 194V193H231ZM230 194V195H231ZM250 194V193H249ZM253 194V193H252ZM6 195V194H5ZM17 195V194H16ZM188 195H190L189 194V192H188ZM187 195V196H188ZM217 195V194H216ZM244 195V194H243ZM31 196V195H30ZM40 196V195H39ZM68 196V195H67ZM66 196V197H67ZM209 196V195H208ZM245 197H246V195H244ZM51 197H53V196H51ZM173 197H175V196H173ZM177 197H179V196H177ZM230 197V196H229ZM231 197H232V195H231ZM238 197H239V195H238ZM241 197L242 196H240L239 198L241 199ZM253 197V196H252ZM17 199H19L18 197H16ZM29 198V197H28ZM35 198H37V197H35ZM40 199H38L37 200V202L36 203H34V205L32 204L33 202H34V200H32V198H31V200H30V205H33V206H31V208L32 209H23V210H21V209H19V206L18 207H16V209L18 208V210H16V209H14L13 211H12V208L10 209V208H8V210H9V212L8 213H4L3 212V210H1V212H3V216H1L0 217V227H2L3 228V235L1 236V238L2 239H0V246H2V247H0L1 249H0V257H1V264H9V262L16 256V255H20V256H23V257H28L29 258V261H28V263L27 264H37V262H36V255H35V251H41V252H46V255L45 256H43V258H41L40 259V262H39V264H63V262H62V260L65 258V257H70V258H72V260H71V264H88V263H91V262H93L94 260H97V262H96V264H105L106 262H107V257L106 256H108L109 258L108 259H111L112 260V262L113 261H115V260H119V261H121V263L122 262H124V263H128V262H132V264H146L147 262H146V260H145V258H147L148 256H150V255H148L147 256V253H149V252H147V251H145V250H143L142 251V253L144 252L145 254V256H147V257H145V256H143V254L141 253V252H137V253H140V254H136L135 252L138 250H135V252L133 253V254H136L137 256L136 257H134V256H132L131 254H129V252L128 251H132V249H131V247H133V244H135L134 242H133V244L132 243H129V245H132L129 249H127L128 251H126V252H128V253H126L125 252V254L124 255H121L120 257H119V259H114L115 258V256L116 255H118V253H115L116 252V250H114V251H108L107 250V242H109V243H112L113 241H109V240H115V239H109L107 242H105V241H103V240H105V238L104 237H107V236H103L102 238H104L103 240H101V238H99V237H101V236H99L98 237V234L99 235H102L103 233H104V231L106 230H109V228H111V227H109V228H107V227H100V232L101 233H97V235H96V233L94 234V239H92V238H87V236L89 237V233H88V231H87V229H83V230H80V229H77V227L75 228V229H71L69 226H70V224H67L66 222H63L62 221V223L60 224V222H58L60 219L59 218H62L63 219V215L65 216L67 213H65L64 212V214H62V215H60V214H58V213H55L54 211H55V209H54V211H53V209H51V210H48L46 207H51V206H48V205H44L45 203H44V201L43 200H45L47 197H44V196H41V197H39ZM69 198V197H68ZM72 198V197H71ZM176 198V197H175ZM203 198L204 199H206L204 196H203ZM202 198V199H203ZM214 198H216V197H214ZM219 198V197H218ZM227 198V197H226ZM225 198V199H226ZM235 199L234 200H236V199H238V198H236V197H234ZM256 198V197H255ZM259 198H262V197H259ZM12 199H14V196H13V193H12ZM21 199H23L22 197L20 198V200ZM26 199V197L23 199V200H21L22 202L24 201ZM30 199V198H29ZM49 199V198H48ZM63 199V198H62ZM67 199V198H66ZM217 199V198H216ZM230 199V198H229ZM239 199V200H240ZM1 200V199H0ZM10 200V199H9ZM59 200V199H58ZM139 200V199H138ZM173 200V199H172ZM217 200H219V199H217ZM230 200H233V199H230ZM229 200V201H230ZM243 200V199H242ZM245 200V199H244ZM15 201H16V199H15ZM20 201V202H21ZM33 201V202H32ZM62 201V200H61ZM60 201V206L61 207H63V208H65V207H67L68 205L67 204H64L63 202H65V201H63V202H61ZM68 201V200H67ZM159 201V200H158ZM162 201V200H161ZM177 201V199H175V201H173V202H176ZM222 201V200H221ZM228 200L226 201L225 200V202H229ZM236 201H238V200H236ZM258 201V200H257ZM260 201V200H259ZM5 202V201H4ZM4 202H3V204H4ZM11 202V201H10ZM16 202H18V201H16ZM15 202V203H16ZM69 202V201H68ZM79 202H81V201H79ZM79 202H78V204H79ZM157 202V201H156ZM155 202V203H156ZM168 202V201H167ZM218 202V201H217ZM1 203V202H0ZM6 203V202H5ZM13 203V202H12ZM29 203V202H28ZM48 203V202H47ZM62 203V204H61ZM66 203V202H65ZM70 203V202H69ZM68 203V204H69ZM72 203V202H71ZM157 203H160V202H157ZM177 203V202H176ZM179 203V202H178ZM209 203V202H208ZM220 203V202H219ZM224 203V202H223ZM236 203V202H235ZM240 202H238V205L239 206H237V207H241L240 206V204H239ZM246 203V202H245ZM244 203V204H245ZM253 203V202H252ZM259 203V202H258ZM7 204V203H6ZM6 204H4V205H6ZM14 204V203H13ZM13 204H11V205H13ZM19 204H22V203H19ZM58 204V203H57ZM137 208H138V210H139V213H137V215H138V219H140V216L141 217H144V216H146V215H144V216H142V211H143V209L146 207V203H145V201H142V200H139V201H137ZM179 204H181V203H179ZM217 204V203H216ZM221 204H222V202H221ZM225 204V203H224ZM15 206H16V204H14ZM18 205V204H17ZM23 205H26V203H24ZM23 205H21V206H23ZM62 205H64V206H62ZM74 205H76L75 203L73 204V206ZM171 205V204H170ZM175 205V204H174ZM192 207L194 208V203H192ZM228 204H226V206L225 207H227V209H228V206H227ZM27 207L29 206V204L28 205H26ZM72 206V207H73ZM182 206V205H181ZM212 206V205H211ZM220 206V205H219ZM224 206V205H223ZM222 205H221V207H223ZM248 206V205H247ZM254 206V203H253V205H252V207ZM262 206V205H261ZM260 206V207H261ZM7 207L8 206H5V209H7ZM30 207V206H29ZM78 207V206H77ZM184 207V206H183ZM188 207V206H187ZM190 207H191V205H190ZM190 207H188L189 209H190ZM201 207V206H200ZM199 207V208H200ZM237 207L235 208V209H237ZM243 207H245V206H243ZM256 207V206H255ZM263 207V206H262ZM38 209V210H40V215H38V217H32L33 215H32V212H33V209ZM57 208V207H56ZM62 208V209H63ZM67 208H70L69 206L67 207ZM75 208H76V206H74V210H75ZM172 209H173V207H171ZM197 208V207H196ZM196 208L195 209H192V210H196ZM199 208L196 210V213L195 214H199V215H201L202 217H206V216H211V215H208L207 213H205V212H200V210H199ZM224 208V207H223ZM223 208H222V210H223ZM230 208V207H229ZM264 208V207H263ZM0 209H1V207H0ZM4 209V208H3ZM50 209V208H49ZM61 209V210H62ZM71 209V208H70ZM179 209V208H178ZM201 210L203 209L202 207L200 208ZM226 208H224V210H225ZM226 209V210H227ZM234 209V210H235ZM240 209V208H239ZM243 211H244V209L243 208H241ZM247 209V208H246ZM249 209V208H248ZM251 209V208H250ZM262 209V208H261ZM11 210V211H10ZM58 210H59V208H58ZM58 210H56V212H58ZM72 210H73V208H72ZM71 210V211H72ZM81 210V209H80ZM215 210L216 211H220L219 209L217 210L216 209V207H215ZM242 210H241V212H242ZM78 211V210H77ZM175 211V210H174ZM207 211V210H206ZM213 211V210H212ZM216 211H215V213H216ZM248 211V210H247ZM52 212H54V213H52ZM78 212H80V211H78ZM172 212H173V210H172ZM171 212V213H172ZM198 212V213H197ZM217 212V213H218ZM222 212V211H221ZM238 212V211H237ZM201 213V214H200ZM235 213V212H234ZM233 213V214H234ZM244 213V212H243ZM250 213H251V210H250ZM5 214H7V215H5ZM54 214H56V215H54ZM57 214L59 215V217L57 216ZM78 214V213H77ZM79 214H81V213H79ZM83 214V213H82ZM146 214V213H145ZM206 214V215H205ZM232 214V215H233ZM236 214V213H235ZM240 214V213H239ZM32 215V216H31ZM84 215V214H83ZM99 215H100V213H99ZM99 215H96V217L98 218V216ZM149 215H150V213H149ZM191 215V214H190ZM230 216L231 217V219H233V216ZM237 215H238V213H237ZM253 215V214H252ZM6 216H16L15 218H16V223H27V228H23V229H21L20 231H14L13 233L11 232L12 230H14V228H15V225L14 224H9L8 223V221H6ZM67 216V215H66ZM75 216V215H74ZM78 215H76L75 217H77ZM85 216V215H84ZM88 216V215H87ZM94 216V215H93ZM101 216H103V215H101ZM243 216V215H242ZM248 216V215H247ZM251 216V215H250ZM81 217V216H80ZM103 217H105V216H103ZM112 217V216H111ZM236 217H238V216H236ZM256 217V216H255ZM82 218V217H81ZM84 218H87V217H84ZM100 219H101V217H99ZM145 218V217H144ZM147 218H148V216H147ZM189 218V217H188ZM188 218H186V221H187V219ZM208 218V217H207ZM212 219H213V217H211ZM211 218H208V219H211ZM250 217H248V219H249ZM61 219V220H62ZM88 219H90V218H88ZM88 219H87V221H88ZM94 221H96L95 220V218L93 217L92 218ZM92 219H91V222H92ZM104 219V218H103ZM164 219V218H163ZM169 219V218H168ZM228 219L230 220V218L228 217ZM238 219V218H237ZM255 219V218H254ZM78 220H79V218H78ZM153 220V219H152ZM167 220V219H166ZM250 220V219H249ZM256 220H258V219H256ZM35 221H37V223L35 222ZM101 221V220H100ZM103 221V220H102ZM101 221V222H102ZM107 221V220H106ZM110 221V220H109ZM167 221H169V220H167ZM177 221H180V220H177ZM230 221H232V220H230ZM255 221V220H254ZM59 224H58V223ZM99 221H97V223H98ZM114 222V221H113ZM113 222H111V224L113 223ZM136 222H140V221H137L136 220ZM165 222V221H164ZM170 222V221H169ZM174 222V221H173ZM244 222V221H243ZM252 222V221H251ZM256 222V221H255ZM254 222V223H255ZM103 224H104V222H102ZM106 223V222H105ZM127 223V222H126ZM166 223V222H165ZM179 223H181V222H179ZM179 223H177V225H179ZM260 224H261V222H259ZM263 223V222H262ZM81 224V223H80ZM79 224V225H80ZM98 224H100V223H98ZM110 224V223H109ZM132 224H135V223H132ZM131 224V225H132ZM172 224V223H171ZM170 223L168 224L169 226H171V227H173V226H175V224H176V222H174L173 224L174 225H171ZM208 225V222L204 219L203 221H198V222H194V225H188V223H185L183 226H184V229L182 228L181 230H184V231H181V230H179V231H181V232H186L187 233V235L188 234H195V233H197V234H199V232H202L201 230H202V227H204V225ZM78 225V226H79ZM77 226V225H76ZM85 226H87L86 224H85ZM100 226H102V225H100ZM106 226V225H105ZM110 226V225H109ZM111 226H113V224L111 225ZM116 226H119L118 225V223H116ZM115 225L113 226L114 228L116 227ZM165 226H166V224H165ZM179 226H182V225H179ZM229 226V225H228ZM83 227V226H82ZM88 227V226H87ZM90 227V226H89ZM160 227H161V225H160ZM168 227V226H167ZM213 227V226H212ZM80 228V227H79ZM105 228V230H103ZM107 228V229H106ZM132 228H134V226H132ZM168 228H170V227H168ZM180 228V227H179ZM222 228H224V227H222ZM232 228V227H231ZM231 228L230 229H228L230 232H231ZM209 229V228H208ZM213 229V228H212ZM211 229V230H212ZM218 229H221V228H218ZM224 229H227L226 227L224 228ZM112 230V229H111ZM131 230V229H130ZM95 231H97V230H95ZM132 231V230H131ZM131 231H129V232H131ZM134 231H135V233H136V229L134 228ZM210 231V230H209ZM222 231V230H221ZM180 232V233H181ZM230 232H228V233H230ZM69 233V238L67 239L66 238V234H68ZM127 234H128V232H126ZM208 233V232H207ZM113 234V233H112ZM127 234H125V235H127ZM183 234V236H184V234L185 233H182ZM196 234V235H197ZM209 234V233H208ZM221 234H223L222 232H221ZM224 234H226V232L224 233ZM116 236H117V234H115ZM124 235V236H125ZM186 235V234H185ZM200 235V234H199ZM210 235V234H209ZM219 235V234H218ZM90 236H91V234H90ZM95 236H97V237H95ZM114 236V235H113ZM113 236H111V237H113ZM193 236V235H192ZM192 236H191V238H192ZM217 235H215V237H216ZM223 236V235H222ZM7 237V238H6ZM126 237V236H125ZM187 237H189V236H187ZM195 238L194 239H196V236H194ZM214 237V238H215ZM226 237V236H225ZM97 238V239H96ZM107 238H110V237H107ZM114 238V237H113ZM133 238V237H132ZM131 238V239H132ZM137 238V237H136ZM190 238V237H189ZM199 238H201V237H199ZM227 238H228V236L226 237V240H227ZM7 239V240H6ZM183 239H184V237H183ZM193 239V238H192ZM203 239V238H202ZM220 239H222V237L220 236ZM128 241H129V239H128ZM132 241H133V239H132ZM188 241V240H187ZM186 241V242H187ZM190 241V240H189ZM218 241V240H217ZM230 241V240H229ZM228 242V241H227ZM128 243V242H127ZM223 243V242H222ZM204 244V243H203ZM207 244H209V243H207ZM158 245H160V244H158ZM193 245V244H192ZM191 245V246H192ZM204 245H206V244H204ZM227 245H228V243H227ZM26 246H28V248H25ZM135 246V245H134ZM155 246V245H154ZM162 246V245H161ZM208 246H210V244L208 245ZM221 246V245H220ZM136 247V246H135ZM146 247H148V246H146ZM152 247V246H151ZM207 247V246H206ZM216 247H219V246H216ZM137 248V247H136ZM159 248V247H158ZM208 248V247H207ZM220 248H222V249H224V247L222 246V247H220ZM131 249V250H130ZM143 249V248H142ZM153 249V248H152ZM219 249V248H218ZM237 249V248H236ZM77 250H79L80 251V253L77 251ZM125 250H126V248H125ZM146 250H148V249H146ZM209 250V249H208ZM215 250H217V249H215ZM141 251V250H140ZM153 251V250H152ZM222 251H224V250H222ZM156 252H157V250H156ZM216 251H212L211 253H215ZM217 252H218V250H217ZM219 253V252H218ZM217 253V254H218ZM231 253V252H230ZM239 253V252H238ZM158 254V253H157ZM216 254V253H215ZM220 254V253H219ZM221 255V254H220ZM220 255H218V256H220ZM230 255V254H229ZM102 256H103V259H102ZM140 256H141V258H140ZM228 256V255H227ZM226 256V257H227ZM234 256H235V254H234ZM114 257V258H113ZM210 257H214V256H212V255H210ZM229 257V256H228ZM239 257V256H238ZM237 257V258H238ZM152 258V257H151ZM151 258H150V260H151ZM190 258V257H189ZM188 258V259H189ZM192 258V257H191ZM219 258V257H218ZM220 258H222V257H220ZM224 258V257H223ZM231 258V257H230ZM234 258H236V257H234ZM242 258H244V257H242ZM153 259V258H152ZM176 259H178V257H176ZM175 258H173V260H171V261H175L176 260ZM147 260H149V259H147ZM168 260H169V258H168ZM235 260V259H234ZM237 260V259H236ZM239 260V259H238ZM39 261V260H38ZM152 261V260H151ZM157 261H159V260H157ZM177 261V260H176ZM180 261H182L181 259H180ZM196 261V260H195ZM227 261V260H226ZM233 261V260H232ZM239 261H241V260H239ZM243 261H245V259L243 260ZM172 262V263H173ZM186 263V260L185 261H183V264H185ZM229 262V261H228ZM231 262V261H230ZM235 263L237 262V261H234ZM160 263V262H159ZM171 263V262H170ZM193 263H195V262H193ZM192 263V264H193ZM214 263H216V262H214ZM238 264H240L239 262H237ZM148 264H153V263H148ZM166 264H169V263H166ZM176 264V263H175ZM196 264V263H195Z\"/></svg>",
	"mask_w": 264,
	"mask_h": 264
},
{
	"label": "built area",
	"instance_id": "3",
	"mask_svg": "<svg viewBox=\"0 0 264 264\" xmlns=\"http://www.w3.org/2000/svg\"><path fill=\"white\" fill-rule=\"evenodd\" d=\"M255 20V22H254ZM252 20L257 32L264 35V1ZM115 64L126 69L131 75L139 78H154L164 74V68L158 58L155 44L151 40H127L120 47L116 55ZM180 94H185V88L178 89ZM183 115L188 118L190 113L187 108L182 110ZM205 126L213 124V119L206 117L203 119ZM132 139L137 138V133L131 131ZM172 206L169 202L160 201L155 203L150 209L152 219H162L171 215Z\"/></svg>",
	"mask_w": 264,
	"mask_h": 264
},
{
	"label": "water",
	"instance_id": "4",
	"mask_svg": "<svg viewBox=\"0 0 264 264\" xmlns=\"http://www.w3.org/2000/svg\"><path fill=\"white\" fill-rule=\"evenodd\" d=\"M256 31H257V30H256ZM258 34H260V33L258 32ZM244 55H245L246 57H248L249 59L256 60V56L250 54V53L247 52V51L244 52Z\"/></svg>",
	"mask_w": 264,
	"mask_h": 264
},
{
	"label": "snow or ice",
	"instance_id": "5",
	"mask_svg": "<svg viewBox=\"0 0 264 264\" xmlns=\"http://www.w3.org/2000/svg\"><path fill=\"white\" fill-rule=\"evenodd\" d=\"M251 34V33H250ZM260 42L262 43V44H264V37H261L260 38Z\"/></svg>",
	"mask_w": 264,
	"mask_h": 264
}]
</instances>
